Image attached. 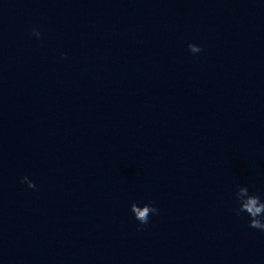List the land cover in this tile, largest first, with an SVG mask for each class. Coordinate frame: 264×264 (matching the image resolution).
<instances>
[{
    "label": "clouds",
    "instance_id": "1",
    "mask_svg": "<svg viewBox=\"0 0 264 264\" xmlns=\"http://www.w3.org/2000/svg\"><path fill=\"white\" fill-rule=\"evenodd\" d=\"M32 35L37 39L41 37V32L36 28L32 29ZM188 49L191 53H199L202 49L196 44H189ZM62 56L64 54H61ZM22 183H26L29 188H35L36 185L33 181L29 180L28 177H23ZM235 197L239 207L235 210L237 215L246 213L249 217V227L264 231V201L257 194H249L247 186H238ZM131 212L134 214L136 220L141 225H146L149 220L150 214H158V209L152 204L147 203L142 207L138 206L137 203H132L130 206Z\"/></svg>",
    "mask_w": 264,
    "mask_h": 264
}]
</instances>
